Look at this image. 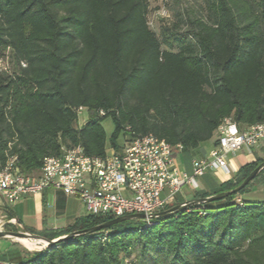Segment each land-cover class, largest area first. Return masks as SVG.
Masks as SVG:
<instances>
[{
  "label": "trees",
  "instance_id": "1",
  "mask_svg": "<svg viewBox=\"0 0 264 264\" xmlns=\"http://www.w3.org/2000/svg\"><path fill=\"white\" fill-rule=\"evenodd\" d=\"M203 2L204 14L186 11V31L164 26L159 37L147 0H0V59L9 53L13 65L0 67V170L16 155L20 171L35 172L45 156L76 144L103 156L121 133H152L191 151L215 144L225 117L240 127L264 122V0ZM78 107L88 110L81 126ZM105 116L114 123L109 141ZM249 184L147 228L122 221L59 240L16 264H264V203L235 201ZM111 219L86 214L62 232L24 229L51 240Z\"/></svg>",
  "mask_w": 264,
  "mask_h": 264
},
{
  "label": "built area",
  "instance_id": "2",
  "mask_svg": "<svg viewBox=\"0 0 264 264\" xmlns=\"http://www.w3.org/2000/svg\"><path fill=\"white\" fill-rule=\"evenodd\" d=\"M82 110L83 107L76 109L78 114ZM262 140L264 122L240 127L232 118L225 117L216 129V143L209 156L192 160L190 175L180 173L174 166V151L182 150V145L177 144L173 150L164 138L152 133L124 136L118 149L103 156L87 155L80 144L62 147L59 155L42 159L36 174L20 171L14 155L0 170V195L11 204L51 187L79 199L86 214L115 218L143 213V227L147 228L157 218L151 215L168 209L175 192L183 185L198 187L196 177L208 169L230 173L227 153L255 147ZM235 201L242 205L241 197L237 196Z\"/></svg>",
  "mask_w": 264,
  "mask_h": 264
},
{
  "label": "crops",
  "instance_id": "3",
  "mask_svg": "<svg viewBox=\"0 0 264 264\" xmlns=\"http://www.w3.org/2000/svg\"><path fill=\"white\" fill-rule=\"evenodd\" d=\"M213 146L214 142L210 140L200 143L196 149L191 151H174L175 168L180 173L185 172L190 175L192 160L208 157ZM114 149H118V147L115 148L109 144L106 152L111 153ZM257 158H264V140L255 147H242L237 151L227 153L230 173L221 169H208L203 175L196 177L198 187L194 188L185 184L176 191L168 208L198 199L203 194H208L207 196L215 194L222 183L229 179H235L242 166L254 162ZM165 194L166 191L163 192V195ZM239 197L252 204L264 203V168L250 181ZM220 204L223 202H216L212 205ZM0 212H4L5 216L17 221L19 227L23 229L27 227L35 232H62L77 218L86 215L85 207L79 199L65 195L61 190L51 187L40 193L26 195L11 207L7 206L4 198L0 195ZM0 240L7 241V245L6 243L2 245L3 248L0 242V263L16 264L29 255L26 249L15 245L11 237H0ZM11 247H14L16 251L15 254L9 256L8 252Z\"/></svg>",
  "mask_w": 264,
  "mask_h": 264
},
{
  "label": "rangeland",
  "instance_id": "4",
  "mask_svg": "<svg viewBox=\"0 0 264 264\" xmlns=\"http://www.w3.org/2000/svg\"><path fill=\"white\" fill-rule=\"evenodd\" d=\"M148 2V13H147V20L150 28L156 32V34L161 37V28L164 26L173 27L174 24H178V30L179 32L186 31L188 27V23L185 22V13L186 11L190 15H196L200 16L205 13V6L203 0H147ZM178 13H182L184 15V21L178 23ZM0 67L1 69H4L6 71H11L13 68L11 57L9 53H7L3 58L0 59ZM88 119V110L86 108H83L82 112L79 114L77 119V125L81 126L83 125L86 120ZM101 125L105 131L106 139L109 141V138L112 136L114 132V123L111 118V116H105L101 119ZM124 134L121 133L117 136V144L121 145L124 140ZM107 146L109 147V143H107ZM35 172H30L29 174H35ZM5 201V200H4ZM221 202H225V199ZM7 206L11 207L12 204L15 203H7ZM173 206V205H172ZM85 215L81 216L84 217ZM144 219H126L125 223L128 224L130 227H137L140 223H144ZM0 230L3 231H26L25 229L19 227V224L17 221L8 218L5 216L4 212H0ZM103 235H101V238ZM14 240V244L18 245L22 249H26L29 253L41 251L46 248L44 247H36V248H28L21 244L19 241L15 240V238H11ZM102 242H106L105 238L101 239ZM1 246L6 243L5 240H0ZM3 248V246H2ZM42 248V249H41ZM16 249L14 247H11L9 249L8 255L11 256L15 254ZM16 259V258H15ZM127 262V261H126Z\"/></svg>",
  "mask_w": 264,
  "mask_h": 264
},
{
  "label": "water",
  "instance_id": "5",
  "mask_svg": "<svg viewBox=\"0 0 264 264\" xmlns=\"http://www.w3.org/2000/svg\"><path fill=\"white\" fill-rule=\"evenodd\" d=\"M264 168V161H262L260 164H258L244 179L243 181L235 188L228 190V191H222L219 193H215L212 194L210 196L207 197H203V198H198L192 201L187 202L185 205H177V206H173L170 207L168 209H165L163 211H160L156 214H152L151 217H160V216H164L167 215L169 213H173L175 211H178L180 209L186 208L189 205L192 204H198V203H205V202H210L213 200H217L223 197H226L228 195L234 194L238 191H240L242 188H244L251 180H253V178L258 174V172ZM146 216L143 213H136V214H131V215H125V216H119V217H115L107 222L92 226L90 228L84 229V230H80V231H74V232H70L64 235H61L57 238L48 240L36 233H32V232H28V231H3L0 230V237H11V238H17V237H27L30 239H44L47 244L46 247L51 246L52 244L56 243L59 240H63V239H70L73 236H77L80 234H85V233H94L98 230L101 229H105L113 224L125 221L126 219H145ZM16 240V239H15Z\"/></svg>",
  "mask_w": 264,
  "mask_h": 264
},
{
  "label": "bare ground",
  "instance_id": "6",
  "mask_svg": "<svg viewBox=\"0 0 264 264\" xmlns=\"http://www.w3.org/2000/svg\"><path fill=\"white\" fill-rule=\"evenodd\" d=\"M15 239L30 249L36 248V247H44L47 244V242L44 239L42 240L39 238L38 239H30L27 237H17Z\"/></svg>",
  "mask_w": 264,
  "mask_h": 264
}]
</instances>
